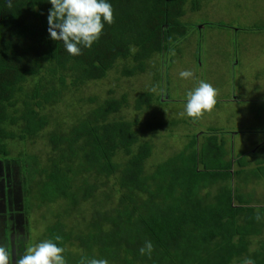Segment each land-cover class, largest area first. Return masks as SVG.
I'll return each mask as SVG.
<instances>
[{
	"label": "trees",
	"instance_id": "obj_1",
	"mask_svg": "<svg viewBox=\"0 0 264 264\" xmlns=\"http://www.w3.org/2000/svg\"><path fill=\"white\" fill-rule=\"evenodd\" d=\"M109 2L113 23L72 56L50 38L49 0H0V163L7 180L19 178L26 209H54L38 243L63 247L67 264H264V207L242 197L241 173L216 136H194L153 163L144 134L167 123L141 130L121 115L146 113L153 92L133 107L110 89L76 107V94L122 62L124 76L144 73L187 35L188 8L200 9L199 0ZM146 241L150 256L139 251Z\"/></svg>",
	"mask_w": 264,
	"mask_h": 264
},
{
	"label": "rangeland",
	"instance_id": "obj_2",
	"mask_svg": "<svg viewBox=\"0 0 264 264\" xmlns=\"http://www.w3.org/2000/svg\"><path fill=\"white\" fill-rule=\"evenodd\" d=\"M201 6L197 11L190 9L183 18L189 24L187 35L167 52L149 59L144 73L124 76L122 62V71H110L106 78L90 82L85 91L75 95L77 102L94 95L101 99L114 89L117 96L127 92L134 107L140 94L153 92L154 101L146 113H135L133 108L121 113L131 120L137 117L141 130L150 121L167 123L158 133L144 134L155 145L150 159L153 163L179 152L194 136L204 139L216 132L228 136L240 131L235 137L237 149L247 150L249 146L238 141L253 135L256 127L264 129V31H254V22L264 23V2L204 0ZM221 23L240 32L233 35L230 28L219 27ZM182 71L193 75L183 79L179 75ZM200 81L216 89V104L194 120L186 115L185 105L187 94ZM80 106L78 102L76 107ZM7 167L9 164L0 163V246L9 252V264H15L41 240L54 209H26L21 182L13 171L7 180Z\"/></svg>",
	"mask_w": 264,
	"mask_h": 264
},
{
	"label": "clouds",
	"instance_id": "obj_3",
	"mask_svg": "<svg viewBox=\"0 0 264 264\" xmlns=\"http://www.w3.org/2000/svg\"><path fill=\"white\" fill-rule=\"evenodd\" d=\"M48 33L54 41L63 43L72 56L81 54L82 48L91 49L100 39L105 25L114 20L113 8L109 0H49ZM183 79L193 75L190 71L180 72ZM216 89L205 81L187 94L185 113L194 120L205 112H210L216 104ZM59 239V238H57ZM141 255L150 256L153 244L146 241L140 248ZM64 248L47 240L27 249L26 254L15 260V264H67ZM10 254L0 246V264H9ZM78 264H108L106 259L81 257Z\"/></svg>",
	"mask_w": 264,
	"mask_h": 264
},
{
	"label": "crops",
	"instance_id": "obj_4",
	"mask_svg": "<svg viewBox=\"0 0 264 264\" xmlns=\"http://www.w3.org/2000/svg\"><path fill=\"white\" fill-rule=\"evenodd\" d=\"M203 1L204 0H199L200 8L202 7L201 3ZM248 1L254 2L255 0ZM262 2H264V0H262ZM190 9L189 7L187 14L190 13ZM257 12L259 13L257 14ZM257 12L255 13L254 11L256 17L261 14V10ZM218 26L230 28L222 23ZM230 29L233 30L232 28ZM254 31H264V23L258 24L254 22ZM239 32L240 29H234L233 35H237ZM239 132H233L228 136L223 135L222 132H216L214 136L218 138L220 144L225 145L227 158L232 159L234 168L238 169L241 173L236 185L242 197L253 206L264 207V129L256 127L253 130V135L243 137L242 142L238 141V143L243 146L248 145L249 149L247 150L242 148L237 149V140L235 137ZM247 132L249 133V131L245 133ZM250 137H252V140ZM255 188H257L258 191H256Z\"/></svg>",
	"mask_w": 264,
	"mask_h": 264
}]
</instances>
